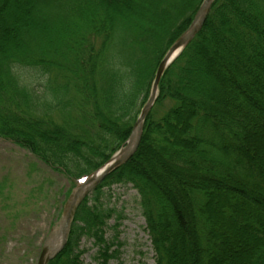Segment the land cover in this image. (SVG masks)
I'll return each mask as SVG.
<instances>
[{
  "label": "trees",
  "instance_id": "trees-1",
  "mask_svg": "<svg viewBox=\"0 0 264 264\" xmlns=\"http://www.w3.org/2000/svg\"><path fill=\"white\" fill-rule=\"evenodd\" d=\"M203 1L0 0V139L66 177L67 199L127 141ZM128 185L155 264H264V0H216L165 71L136 153L49 264H83L81 241L101 243L115 212L102 190Z\"/></svg>",
  "mask_w": 264,
  "mask_h": 264
},
{
  "label": "rangeland",
  "instance_id": "rangeland-1",
  "mask_svg": "<svg viewBox=\"0 0 264 264\" xmlns=\"http://www.w3.org/2000/svg\"><path fill=\"white\" fill-rule=\"evenodd\" d=\"M70 187L66 177L0 139V264L37 263L42 240ZM101 202L115 212L105 221L101 243L81 241L83 264H155L136 191L129 185L103 189Z\"/></svg>",
  "mask_w": 264,
  "mask_h": 264
},
{
  "label": "water",
  "instance_id": "water-1",
  "mask_svg": "<svg viewBox=\"0 0 264 264\" xmlns=\"http://www.w3.org/2000/svg\"><path fill=\"white\" fill-rule=\"evenodd\" d=\"M215 1L216 0L203 1L188 30L175 41L173 46L169 49L163 60L158 65L149 99L141 110L127 141L120 151L114 155L107 164L90 175L83 183L76 185V187L72 190L63 206L60 219L49 229L47 235L42 241L37 264H48L64 250L69 238L75 214L80 205L107 176L119 167L123 166L135 154L142 137L144 122L156 100L158 85L166 68L201 31Z\"/></svg>",
  "mask_w": 264,
  "mask_h": 264
}]
</instances>
